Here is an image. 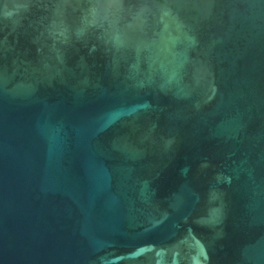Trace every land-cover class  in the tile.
Wrapping results in <instances>:
<instances>
[{
    "label": "water",
    "instance_id": "water-1",
    "mask_svg": "<svg viewBox=\"0 0 264 264\" xmlns=\"http://www.w3.org/2000/svg\"><path fill=\"white\" fill-rule=\"evenodd\" d=\"M0 264H264V0H0Z\"/></svg>",
    "mask_w": 264,
    "mask_h": 264
}]
</instances>
